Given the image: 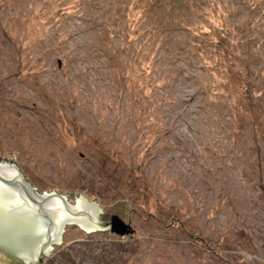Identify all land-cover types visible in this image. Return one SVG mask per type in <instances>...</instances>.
Listing matches in <instances>:
<instances>
[{
    "label": "rangeland",
    "instance_id": "obj_1",
    "mask_svg": "<svg viewBox=\"0 0 264 264\" xmlns=\"http://www.w3.org/2000/svg\"><path fill=\"white\" fill-rule=\"evenodd\" d=\"M0 158L133 230L43 264H264V0H0Z\"/></svg>",
    "mask_w": 264,
    "mask_h": 264
},
{
    "label": "water",
    "instance_id": "obj_2",
    "mask_svg": "<svg viewBox=\"0 0 264 264\" xmlns=\"http://www.w3.org/2000/svg\"><path fill=\"white\" fill-rule=\"evenodd\" d=\"M69 193V192H68ZM51 190H40L11 160L0 158V251L24 264H43V260L61 243L67 225L86 233L111 231L119 235L132 232L117 216L105 222L98 202L79 193L74 202Z\"/></svg>",
    "mask_w": 264,
    "mask_h": 264
},
{
    "label": "trees",
    "instance_id": "obj_3",
    "mask_svg": "<svg viewBox=\"0 0 264 264\" xmlns=\"http://www.w3.org/2000/svg\"><path fill=\"white\" fill-rule=\"evenodd\" d=\"M75 2H77V1H75ZM74 2V3H75ZM79 4V3H78ZM78 4H75V6L76 5H78ZM74 5H71V10H73V7H75ZM70 10V11H71ZM250 83V86H247V88H246V94H245V96H247L248 97V101H249V103H251L252 104V94L253 93H251L250 94V90H254V85H252L251 84V82H248L247 84H249ZM257 90H255V92H256ZM256 96H258V99L260 98V94H257ZM255 99V98H254ZM258 99H257V101H258ZM256 109V108H255ZM258 109V108H257ZM255 115H256V112L254 113ZM262 187L264 188V186L262 185ZM175 220L177 221V222H180L181 223V225H183L184 226V224L182 223V220L181 219H172V220H170V223H176L175 222ZM189 234H190V236L193 238V239H195L196 240V242H198V243H200V244H205V242H206V240H205V238H203L202 236H200V235H198L197 233L195 234L194 232H192V231H190L189 232ZM6 254V253H5ZM7 255V254H6ZM8 257H10V258H12V259H15L16 261H18L19 262V264H24V262L23 261H21L20 259H18V258H16V257H11V256H9V255H7Z\"/></svg>",
    "mask_w": 264,
    "mask_h": 264
},
{
    "label": "flooded vegetation",
    "instance_id": "obj_4",
    "mask_svg": "<svg viewBox=\"0 0 264 264\" xmlns=\"http://www.w3.org/2000/svg\"><path fill=\"white\" fill-rule=\"evenodd\" d=\"M101 220H103V221H105V222H107L106 220H104L103 218H101ZM79 228V227H78ZM80 230H82L81 228H79ZM84 231V230H83ZM98 231H101V232H105V233H108L109 231H102V230H98ZM133 231V230H132Z\"/></svg>",
    "mask_w": 264,
    "mask_h": 264
}]
</instances>
